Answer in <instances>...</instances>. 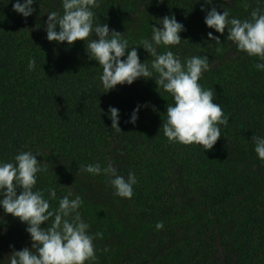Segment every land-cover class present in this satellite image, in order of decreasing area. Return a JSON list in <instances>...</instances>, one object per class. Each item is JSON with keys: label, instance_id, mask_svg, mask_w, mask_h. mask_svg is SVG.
Segmentation results:
<instances>
[{"label": "trees", "instance_id": "16d2710c", "mask_svg": "<svg viewBox=\"0 0 264 264\" xmlns=\"http://www.w3.org/2000/svg\"><path fill=\"white\" fill-rule=\"evenodd\" d=\"M13 3L0 2V161L14 162L20 151L40 153L47 170L37 174L34 190L56 189L50 210L69 192L70 198L81 196L79 211L89 233H103L93 241L95 255L113 254V264H264V161L252 140L264 136L258 57L228 41L227 28L224 34L207 28L203 0H100L94 8V23L124 33L129 47L150 38L151 25L159 26L165 15L184 24L180 44L170 50L182 62L208 57L210 69L198 82L214 90L213 102L229 116L221 137L204 151L194 143L167 142L162 123L174 101L154 79L104 93L102 69L87 58L84 41L69 48L46 39L47 12L62 14L61 0H38L26 19ZM213 6L243 20L251 19L253 9H264V0H213L205 8ZM209 31L220 36L219 44L207 41ZM139 55L151 63L142 47ZM30 58L36 60L31 71ZM145 102L136 124L126 123ZM109 105L120 110L121 131L111 127ZM89 163H111L125 178L134 172L133 196H114L103 173L78 171ZM160 221L164 226L157 229ZM25 228L0 209V264H8L9 245L31 246Z\"/></svg>", "mask_w": 264, "mask_h": 264}, {"label": "clouds", "instance_id": "9594fccd", "mask_svg": "<svg viewBox=\"0 0 264 264\" xmlns=\"http://www.w3.org/2000/svg\"><path fill=\"white\" fill-rule=\"evenodd\" d=\"M37 2L15 0L13 11L26 19L35 12L33 5ZM99 2L61 0L62 14L47 12L46 39L57 44L66 42L69 48L78 40L84 41L87 58L95 60L102 69L100 81L104 93L114 90L117 85L130 86L140 78L154 79L157 89L162 88L174 101L166 106V119L162 123L167 142L194 143L202 146L204 151L211 150L222 135L221 126L229 123V116L224 114L219 103L213 102L214 90L204 89L198 82L210 69L208 57L193 55L182 62L170 50L169 46L180 44V33L186 31L184 24L174 15H165L156 22L159 26L151 25L150 38L129 47L124 33L110 29L107 23H94V8L99 7ZM159 2L163 3V0ZM211 4L213 0H203L201 5V10L206 12L204 23L207 28L220 34H224L227 28L226 39L247 56L258 57L259 62L254 67L264 71V9H253L251 19L241 20L230 17L227 8H223V12L215 6L210 10L205 8ZM207 41L221 42L220 36L212 31L207 32ZM161 46L165 51L158 50ZM141 47L150 55V64L147 59L141 62ZM35 67V58H30L28 69L31 71ZM146 106L147 102L137 104L126 123L135 125L141 108ZM107 114L111 127L121 131L120 110L109 105ZM252 140L257 157L264 161V136H253ZM38 155L41 156L32 151H20L14 162L0 161V209L26 225L25 231L31 241L30 247L20 250L9 245L13 251L7 256L8 264H91L97 259L93 241L103 233H89L90 225L79 211L83 204L79 195L70 198L73 193L69 192L59 198L58 207L50 210V200L57 198L56 189L34 190L37 174L47 170L41 166ZM78 171L93 175L103 173L109 178L114 196L129 199L133 196V186L137 183L134 172L130 171L125 178L111 163L104 168L99 163H89ZM45 191L48 198H45ZM48 221L50 224L42 226ZM163 226V221L156 224L157 229Z\"/></svg>", "mask_w": 264, "mask_h": 264}, {"label": "rangeland", "instance_id": "374dc122", "mask_svg": "<svg viewBox=\"0 0 264 264\" xmlns=\"http://www.w3.org/2000/svg\"><path fill=\"white\" fill-rule=\"evenodd\" d=\"M1 2V0H0ZM97 259L95 261H92L91 264H113L114 262V255L110 254L109 256H96ZM85 264H89V262H85Z\"/></svg>", "mask_w": 264, "mask_h": 264}]
</instances>
